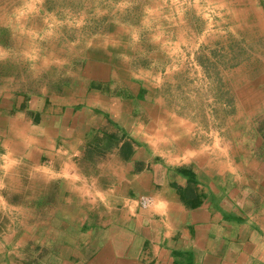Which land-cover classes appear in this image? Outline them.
Here are the masks:
<instances>
[{
    "label": "crops",
    "instance_id": "1",
    "mask_svg": "<svg viewBox=\"0 0 264 264\" xmlns=\"http://www.w3.org/2000/svg\"><path fill=\"white\" fill-rule=\"evenodd\" d=\"M126 60L90 61L72 92L0 104V184L38 171L78 210L38 263L0 236V264H264V139L193 145Z\"/></svg>",
    "mask_w": 264,
    "mask_h": 264
},
{
    "label": "rangeland",
    "instance_id": "2",
    "mask_svg": "<svg viewBox=\"0 0 264 264\" xmlns=\"http://www.w3.org/2000/svg\"><path fill=\"white\" fill-rule=\"evenodd\" d=\"M124 56L159 109L190 127L193 145L264 139V0H0V104L72 92L87 63ZM9 179L0 184V236L38 263L78 210L65 208L66 185L38 171Z\"/></svg>",
    "mask_w": 264,
    "mask_h": 264
},
{
    "label": "built area",
    "instance_id": "3",
    "mask_svg": "<svg viewBox=\"0 0 264 264\" xmlns=\"http://www.w3.org/2000/svg\"><path fill=\"white\" fill-rule=\"evenodd\" d=\"M150 203V200L148 198H142L140 201L141 206L144 208Z\"/></svg>",
    "mask_w": 264,
    "mask_h": 264
},
{
    "label": "trees",
    "instance_id": "4",
    "mask_svg": "<svg viewBox=\"0 0 264 264\" xmlns=\"http://www.w3.org/2000/svg\"><path fill=\"white\" fill-rule=\"evenodd\" d=\"M182 174L186 175V176H190V173L186 172L185 170L180 171ZM192 175V174H191Z\"/></svg>",
    "mask_w": 264,
    "mask_h": 264
}]
</instances>
